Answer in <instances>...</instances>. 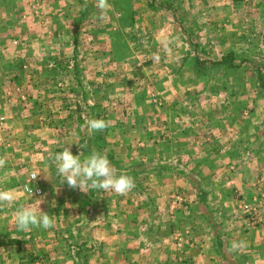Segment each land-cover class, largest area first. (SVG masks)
Listing matches in <instances>:
<instances>
[{
    "label": "rangeland",
    "instance_id": "374dc122",
    "mask_svg": "<svg viewBox=\"0 0 264 264\" xmlns=\"http://www.w3.org/2000/svg\"><path fill=\"white\" fill-rule=\"evenodd\" d=\"M3 1L13 6L14 0ZM42 1L30 0L23 15H18V23L17 14L13 12L5 17L0 15V158L6 161L0 167V190L12 191L17 196L15 205L0 207V259L11 264L21 261L22 264H61L63 260L71 259L70 245L93 244L92 241L81 240L84 234L81 239L72 238V234L90 232L88 228L84 230L85 226L80 227V224L72 228L71 223L65 224L66 219L70 222L73 215H78L75 221L85 219L83 205L90 190L87 193L70 188L66 183L60 185L61 177L55 173L51 161L45 159L64 146L69 147L74 155L81 152L82 158L93 151H100L107 155L113 169L140 180L147 169L161 164L176 171L184 168V162L194 168L196 159H191L193 154L195 156L200 149L205 153L209 150L205 147L211 146L210 141L202 144L193 142L197 146L195 149V145L190 143V159L173 158L171 161L169 154L175 144L167 142L171 141V135L180 141L181 130L170 134V128L165 127L167 121L158 125L156 120H152L154 125L144 123L143 120L149 116L157 114L155 118L164 122L175 117L182 124L185 113H188L187 118L193 126L189 130L194 133L197 122L202 120L215 122L242 118L237 108L245 104L254 110L251 118L255 123L264 119V0H107V7L114 6L125 12L118 15L119 19L116 15L97 13L93 4L95 0H51L53 7L50 10H55L50 13L52 15L43 16L40 8L44 3L46 6L47 1ZM88 6L93 8V15L85 14ZM46 8L47 11L49 6ZM48 17L51 18L50 24L46 20ZM4 20L8 22L7 29L1 28ZM118 22H122L123 26L117 27ZM20 24L28 26L25 29L27 34L22 44H14L13 41L20 36ZM17 25L18 31H15ZM39 26L53 28L54 37L59 32L65 40L72 36L73 44L80 37L81 44L62 48L65 52L48 44L40 46L42 36L35 34ZM102 29L107 33H102ZM108 33L113 37L106 42L104 37ZM125 33L130 36L125 38ZM43 35L47 37L45 32ZM82 44H88L90 49L91 45L97 48L91 56H86L89 47L85 49ZM130 47L136 56L132 64L106 62L109 59L103 54V49L112 53L117 48V56L123 59ZM71 48L78 55L71 56ZM57 51L61 54L58 55ZM186 105L189 106L187 111L184 109ZM217 105L223 108L235 105L236 111L231 109L229 114L226 111L217 112L213 109ZM93 118L104 119L108 127L89 134L86 122ZM250 125L253 123L250 122ZM136 138H140L143 144L139 146L135 143ZM156 139L161 144H156ZM151 148L162 156L161 160H145L148 154H152ZM261 152L254 158L250 170L244 162L237 171L236 162L228 166V171L224 170L220 177L224 179L221 183L226 187L225 192L228 191V196L238 204L235 205L239 214L237 226L244 232L264 226V182L259 187L254 184L262 177L264 148ZM139 164H146V170ZM41 171L44 174H39L30 182L32 189L39 188L41 194H33L31 199L23 191L22 183L30 174ZM205 171L211 172L212 167ZM189 172L193 182L204 183L200 182V175L199 179L195 178L196 171ZM212 172L218 180L216 171ZM133 181L134 187L120 195L135 204L139 195L146 198L151 191L142 189L143 193H147L144 196L139 189L140 182ZM208 189L191 186L178 192L179 195L172 194V191L161 194L162 201L167 203L164 216H174L180 208L185 211L182 210L185 227L182 232L176 233L179 236L174 239L176 244L181 243V239L193 245L200 243L202 237L198 234L207 227L220 233L225 230L222 214L215 217L211 211L213 190L211 187ZM95 193L99 195L100 190ZM40 196L45 197V202L40 205L42 210L52 218L57 215L62 217L63 227L55 230L57 234L54 238L39 228L23 233L13 230L12 218L16 208L34 206ZM114 196L115 193L110 197ZM176 197L179 199L176 200ZM170 206L179 209L170 213ZM125 207L131 212V206ZM134 208L133 205L132 210L137 212ZM97 209L103 210L100 207ZM149 209L153 210L148 213L152 217L148 226L152 228L148 227L151 229L146 231L152 232L157 225L156 218L163 216V212L153 206ZM253 212L262 219L260 223L249 220ZM100 214L94 215L92 220L99 219ZM130 214L126 220L132 224L138 213ZM85 224L89 226L87 221ZM176 227L180 229L181 226ZM140 240L142 247L148 251L156 249L160 242L158 237ZM251 240L255 241V251L242 259L232 245L243 243L244 239L237 238L227 243L221 238L218 240L220 244H217L216 240L210 242L206 238L205 248L210 249L211 245L219 251L227 249V256H223L221 261L219 259L221 264H264V235L254 236ZM168 242L166 240L165 244L168 245ZM42 245L46 246V251L38 252L41 250L38 246ZM51 248L54 249L49 252ZM186 248L180 251L186 252ZM207 252L214 254L212 249ZM186 257L182 253L184 263Z\"/></svg>",
    "mask_w": 264,
    "mask_h": 264
},
{
    "label": "crops",
    "instance_id": "0c3cea01",
    "mask_svg": "<svg viewBox=\"0 0 264 264\" xmlns=\"http://www.w3.org/2000/svg\"><path fill=\"white\" fill-rule=\"evenodd\" d=\"M43 1L44 2L47 1V5L45 6L44 3L43 6L41 5L42 8H40L41 13H43V16L49 15L51 12L53 14V11L55 9L53 8L52 11L50 10L53 7L51 4V0H43ZM29 3L30 0H14L13 6H11V4H8L5 1L0 0V15H3L5 17L7 14L13 12L14 15L17 14L16 23H18L20 21L18 20V15L19 17L23 15L24 13L23 11L26 9L27 6H29ZM93 4L95 5L94 2ZM90 5H92V3H90ZM47 6H49V9L47 11L50 10V12L46 11ZM18 9L20 11H18ZM92 11H94L93 8L90 9V7L88 6L87 9H85V14L93 15ZM98 11L99 10L97 9L96 12L99 13L100 11L99 12ZM124 13L125 12L121 8H116V7L114 8V6H112V7H107V10L105 12H102L101 14H103L104 16L116 15L117 19H119V16H121V14ZM50 19L51 18L49 17L46 18V20H48V24H50L51 21ZM7 24L8 22L4 20V22L1 25L2 26L1 28L7 29ZM23 25L24 24L19 25L20 36H18L16 41L15 40L13 41L14 44L16 43L22 44L23 40H25V34H27V30L25 29H28V26L26 25L25 27H23ZM119 25L123 26V23L118 22L117 27ZM92 28L93 26L91 24L90 25L91 34L94 33L92 31ZM17 29H18V25L14 30L18 31ZM53 30H54L53 28L48 27L44 29L43 27L39 26V28L35 30L36 31L35 34L37 36L40 35V37L42 36V38L41 40H39L41 43L39 44L37 43V44L40 46H45V44H48L50 46L51 45L55 46L58 49H62L65 47H75L76 44L77 45L81 44L80 37H78L75 40V44H73L74 39L72 38V36L71 37L69 36L70 38L66 37L65 40L64 36L59 35L60 34L59 32L58 35L54 37ZM44 32L47 37L43 35ZM102 33H107V32L106 30L102 29ZM125 34H126L125 38L126 36H130L128 33ZM112 37L113 36H110V33H108V36L106 34L104 38L106 42H108V40H110ZM110 44L113 43L110 42ZM82 45L85 49L89 47L88 44L87 46H85L84 44ZM96 48H97L96 46L91 45L92 50L90 49V47L86 49L85 52L86 56H91ZM130 49L131 50H128V54H125L123 56V59H120L119 56H117L118 53L117 48L115 50L113 49L112 53L110 52L111 50L109 49L108 50L103 49V54L107 56V59H109L105 61L106 62L109 61V63L112 64L121 63L120 65L124 63L132 64L136 60L135 58L136 56H134V49L132 47H130ZM63 51L65 52V50ZM57 53H59L58 55H60L61 51H57ZM74 53L75 50L71 48L70 49L71 56L78 55V52H76L75 54ZM137 57L140 58L139 54H137ZM86 72L88 73V71ZM137 105L139 108L140 103ZM225 106L226 107L223 108V106L217 105V107L216 108L213 107V109L216 110L217 112L226 111L228 114L231 109L234 112L236 111L235 105L233 106L234 109L231 108L230 106L227 105ZM184 109L187 111L189 109V106L186 105ZM202 111H204V105L202 106ZM237 111L240 112V115L242 117L237 120H235V118L233 117V118H229L228 120H218L215 122L203 121V120L197 122V129L195 130L196 133H194V131L189 130L190 127L193 126L192 123H190L189 119L187 118L188 113H185L182 124H180L177 118L175 117L169 118L164 122L162 120L155 118L156 117L155 115L157 114H155L154 117L149 116L145 118L143 122L144 123L146 122V124L150 122L151 125H154V122H152V120H156L157 125L160 123L165 124L167 121L165 127L170 128L169 129L170 134H173L174 132L181 130L180 141H176L175 137L171 135L170 136L171 141L169 140V142H167V144L169 143L173 145L175 144L174 148H171L169 154V159H171V161L173 158L178 160L186 159V161L190 159V154H192V152L189 151L190 143L196 142L198 144L199 143L202 144L204 142L210 141L211 146L207 145V147H205V149H209L205 153L202 152V150L200 149L199 151L195 152V156L193 154L191 159H196V164L194 168H191L190 165L184 161L183 162L185 165L181 171H176V169L170 170L169 166L167 167L161 164V166H155L153 168H149L150 170L147 169V171H145L146 173L140 180L133 178L135 179L136 182H140L139 189L144 196L147 195V193H143L142 189L151 191L148 192V196H146V198H143L141 195H139V198L136 199L135 204L126 201L125 198L121 197L120 194H117L115 192H113L115 193L114 197H110L113 195V193H110V191L105 192L100 190V193L98 195V193H95V191L98 190L91 189L89 185L90 194L88 195L83 205L85 206V211H86L85 219L84 220L78 219L75 221L78 215H73L70 218V222H68V219H66L67 222L65 221V224L70 225L71 223L72 228L75 225H79V224L80 227L85 226L84 230L88 228L87 230H90V232L87 233L85 232L86 233L85 234L79 231L80 233L72 234V238H74L73 240L81 239V236H83L84 234L85 237L84 239L81 240H86V241L89 240L92 241L93 244L90 245L81 242L83 244L81 246L70 245L69 253L71 259L69 260L65 258L66 260H63V263L61 264H78V262L79 264H221V262H219V259L221 261L223 259V256H227V252H226L227 249H223V250L220 249L219 251L214 247H212L211 245H210V249L205 248L207 247V242H205L206 238L209 239L210 242H212V240L214 241L216 240L217 244H220L218 240H220L221 238L226 240L227 243L233 242V239H237V238L244 239L243 242L244 249L240 248L233 250L236 251L237 253L240 252V255L242 256V257L240 256L241 259L245 258L246 255H250L252 252L254 253L256 248L255 241L254 240L249 241V240L251 238L254 239V236L263 237L264 226L261 225L262 227H258V228L252 226L254 228L248 229L247 230L248 232H244L243 229L240 228L238 229L239 225L237 226V223L239 222H237V220L239 214H237L236 212L237 206L235 207V205L238 204L237 202H234L230 196H228V191L225 192L226 187L223 186V184L221 183V181L224 179L220 177L221 174L224 172V170L228 171L227 170L228 166L233 165V163L236 162H237L236 163L237 166L235 167L237 168V171L240 170L239 165L241 163L244 164V162H245L244 165L248 167V169L250 170L254 158H257L259 155H261L262 154L261 151H263L264 148L263 145L264 119L259 120V122L255 123L251 118V116L254 115L253 113L254 110L246 106V104L244 105V107H238ZM243 112L245 116L242 114ZM199 118H203V117H199ZM250 122L253 123V125H250ZM139 139H137L135 143H137L140 146L143 144V142ZM156 140H157L156 144H161L158 142V139ZM258 145H261V147H258ZM194 147L195 149H197L196 145ZM138 149L141 150V147H138ZM151 151L152 154H148V157H145L146 161L161 160L162 156L159 153L158 154L155 153L156 149L151 148ZM155 156H157V158H155ZM140 165H143L142 167H144V169L146 170L145 168L147 166L146 164H139V167H141ZM224 165L226 166L224 167ZM208 167H212V171L214 170L216 171L215 176L218 177V180L220 179L219 181L216 178H214V176L212 175L213 173L212 171H211L212 173L205 171V169H207ZM114 170L118 174L119 173L124 174V172H121L119 169H114ZM242 170L246 171V169H242ZM263 170L264 167L261 166L260 175H262V177L260 178V180L254 182V184L257 183L258 187L262 186L264 182ZM189 171L192 172L196 171L197 174L195 178L199 179V175H200L202 179L201 181L200 180L199 181L202 183L204 182L206 185L204 183L201 185L197 182H193L194 180H192V177H189L190 176ZM192 172L191 174L193 175ZM137 174L139 177H141L139 173ZM134 175L132 172V177H134ZM146 175H148L147 178ZM204 175H209V176L206 177ZM189 185L193 186V188L194 187L196 188L199 187L202 189H206V187L207 189L209 187L212 188L213 192L211 198L212 199L211 205H213V208L211 206V211L215 217H220L219 214H222L221 217L222 224L225 230L222 233H220L217 230L214 231L215 228L212 230L211 227L210 228L207 227L205 229H202V231H200V234H198L199 237H202L200 243L193 245L191 243H187L186 241L184 242V240L181 239L182 240L181 243L179 242L176 244L174 239H177L179 237L177 236L176 233L182 232V230L185 227L183 220L184 217L182 215V210L184 211V209L180 208V210L177 213H175L174 216L171 217L164 216V212H167L166 210L167 208L165 209V205H167V203L165 204V201H162L163 198L161 197V194L165 191H172L173 192L172 194L179 195L178 192L189 189V187H191ZM251 188L252 186H250L249 190ZM254 188H256V186H254ZM259 189L257 191H259ZM92 190L93 193L91 192ZM233 190L234 189H232V191ZM125 205L131 206L130 210L131 212H133L134 215L138 213V216L133 219L132 224L131 222H128L126 220V217L127 219L130 217L131 212H128ZM133 205L135 207L134 209H137V212L132 210ZM150 206L156 207L158 210L162 211L163 216L156 218L157 225L152 229V232L149 231L147 232L146 231L147 228L151 227L148 225L152 220V217L150 216V214H148L149 212L151 213L153 211L149 209ZM99 207L103 208L102 212L97 209ZM230 208L231 210H228ZM169 209H171L170 213H173L176 209L179 208H174L170 206L168 207V210ZM97 213H101L99 216L100 218L99 219L97 218L96 220H92L94 215H97ZM52 219L54 221V226L46 231L50 237L54 238V236L56 237L57 234L55 230H57L58 227H63V226H62V217H60L59 215H57V217L54 216ZM217 220H219V218H217ZM217 220L215 221V223H217ZM85 221H87V223L89 224L88 227H86ZM176 225L181 226L180 229H177ZM144 226H145V230H144ZM151 228H148V230H150ZM259 228H261L260 231H258ZM78 230H80V228ZM213 231L217 234H215ZM155 237H158L160 239V242L156 245L157 246L156 249L152 251H148L146 248L142 247L143 243L140 239L148 241L151 239H155ZM166 240L169 241L168 245L165 244ZM246 240H248V242H246L245 244ZM186 246H187V248L185 249L186 252L180 251V249ZM7 247L8 246H6V248ZM38 247H41L40 248L41 250H38V252L46 251L45 249L46 246L42 245ZM158 247L160 248V250H157ZM53 249L54 248L49 249V252H51V250ZM205 249L207 250L212 249L214 254L209 255L207 250ZM6 251H8V249H6ZM180 252L184 253L187 256L185 260L186 263L183 262L182 259L185 258H182V253ZM22 262L23 261L18 263L15 262L12 264H22ZM0 264H11V262L9 263V261L7 262L4 259H0Z\"/></svg>",
    "mask_w": 264,
    "mask_h": 264
},
{
    "label": "clouds",
    "instance_id": "9594fccd",
    "mask_svg": "<svg viewBox=\"0 0 264 264\" xmlns=\"http://www.w3.org/2000/svg\"><path fill=\"white\" fill-rule=\"evenodd\" d=\"M95 7L102 13L107 10V0H95ZM89 134L102 131L108 127L104 119L93 118L87 120ZM72 144V143H68ZM51 161L55 173L61 177V184L66 183L70 188H78L82 192H87L89 185L91 189L101 191H112L117 194H124L134 187L133 179L127 174L114 171L108 157L98 151H93L82 158L81 152L73 154L69 147H63L61 151L52 153L46 157ZM6 161L0 158V167H3ZM43 173H32L22 183L23 191L33 199V190L30 182ZM44 174V173H43ZM38 204L32 207H18L12 218L13 230L17 233H23L32 228L43 230L51 229L54 221L50 214L41 209L40 205L45 202V197H38ZM17 196L9 190H0V207H11L15 205ZM244 247L242 242L233 243V249Z\"/></svg>",
    "mask_w": 264,
    "mask_h": 264
},
{
    "label": "built area",
    "instance_id": "2783aa9c",
    "mask_svg": "<svg viewBox=\"0 0 264 264\" xmlns=\"http://www.w3.org/2000/svg\"><path fill=\"white\" fill-rule=\"evenodd\" d=\"M33 190V194L34 195H39V194H41V190L39 189V188H34V189H32ZM177 199H179V197H176V200ZM248 209H250V208H248ZM254 209V211L255 210H257V209H255V208H253ZM255 213L253 212V215L251 216V217H249V220L252 222V223H260V221H262V219L261 218H258L257 216H256V214L254 215Z\"/></svg>",
    "mask_w": 264,
    "mask_h": 264
}]
</instances>
